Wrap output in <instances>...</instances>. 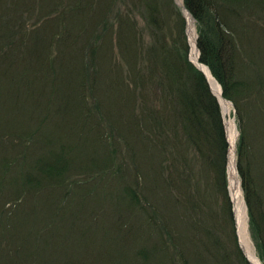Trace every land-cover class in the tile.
Wrapping results in <instances>:
<instances>
[{
	"label": "rangeland",
	"instance_id": "1",
	"mask_svg": "<svg viewBox=\"0 0 264 264\" xmlns=\"http://www.w3.org/2000/svg\"><path fill=\"white\" fill-rule=\"evenodd\" d=\"M42 1L33 12L24 9L22 19L27 24L30 25L35 20L40 21L43 19V16H46L47 10L63 12L65 5L71 0ZM101 2H103L106 8L108 7V15L105 17L106 20L109 18V21H106L108 24L111 21L118 22L119 19L126 16L129 18V24H125V30L132 25L133 29H130L128 42L136 46L137 58H135L136 56L132 48L128 50L129 54L127 55L119 53L117 47L112 51L107 43L106 49H104L108 36L105 35V32L102 33V29L104 28L99 26L97 29V41L101 47V55L99 56V60L96 59L97 57L95 58V62L98 61V67L96 64L98 70L96 73L92 69L87 70L88 72L84 74L86 82H80L78 87L77 85L75 86L76 88L73 87L84 102L85 109H81L80 112L76 113V110L72 109L71 113L66 115L60 102L63 97L65 99L63 100L64 102L70 103L69 97H64L61 93L58 95L53 94L54 79L45 74L44 68H38L36 59H32L30 53L25 54L26 61L32 63L31 66H34L31 67L33 71L35 68L37 69L36 74L34 72L26 74L25 69L27 68L23 65L15 69L12 62L16 63V60H23V55L18 56V59L13 57L2 58L0 56V73L7 71L11 74L15 73L14 76L16 77L9 80L6 74H0V150L7 152L8 155L11 154L14 158H19L18 160H22L26 158H20L25 147L23 145L25 144L24 138L31 136L32 141L40 144L41 147L35 145V155L31 157V162L29 163L32 164L34 170L38 168L39 171L42 168V164L37 160L45 156V148L47 152L49 149L59 150L61 146V150H65L63 149L65 146L60 144L61 138L62 140L68 138L70 142L73 141L82 145V147H74L73 149L67 147V152H70L67 153L66 158L69 156L72 163H70L71 166L67 178L62 183H58L57 180H51V178L39 172L38 176L42 177L43 175L47 183L44 181H41V184L36 183V185L34 184V188L29 189L24 194L17 186L15 187V183L12 180L14 174L18 176L22 173V169H24L23 164L15 169H12L13 166L9 164L6 170L7 173L5 175L0 174L3 178L1 190L5 193L0 195V215L2 217L0 220V227L2 229L0 232V264L15 263L18 259L16 251H21V254L29 252L31 247L30 249L27 247L28 249L19 250L15 245L16 240L23 236L24 233L22 232L26 227L35 226V229H38L37 226H40L42 227L41 230H43L47 226L45 220L53 212L56 213L57 204H60L64 210H68L76 222H80L83 226L82 233H85L83 236V249L74 248L76 250H69L66 248V255L71 256L70 261L73 264H175L174 260L173 262L166 260L167 253L169 256L176 253L178 254L176 255L178 258H188L195 264V259L199 256L198 252L203 255V258H208L215 246H219V252L216 253V256L219 259L226 258L224 263L222 262L221 264H242L241 258L237 254L235 255L234 252L236 248L234 246L235 242L242 255L248 261L239 242L234 205L230 194L231 147L227 127L226 135L229 149L225 165L226 184L224 190L223 188H218L215 180L211 177L212 175H209L208 179L206 178L203 182L205 193L200 197L202 206L196 207L198 208L196 211H190L188 208L185 210L186 206L184 207L182 203H175V197H172L173 193L171 191H168L169 196L166 198L151 196V201L146 202V185L149 184L146 182V102L147 106L153 104L154 107H158L160 106L159 101L162 100V95L158 88H155L153 95H151V91H147L146 81L141 85H139L140 81H136L135 84L132 72L136 67L146 75V57L148 58L147 50H149V46L154 44V41L158 37L164 38V41L171 42L175 36L177 23L182 20L189 45L188 59L191 61L187 16L186 18L184 17L182 8L177 0H173V3L176 6L178 15L170 8L169 0H102ZM253 2L255 4H253L252 9L243 13L244 17L242 20L245 23L244 27L246 26V30L240 29L238 31L239 35L244 39H240V42L241 46H244L242 61L245 64L249 62L246 58L249 50L248 47H252L251 55L254 58L250 65L246 64L249 66L246 72L251 75L256 74L259 69L264 68L263 66L261 68L259 64L264 61V0H254ZM104 6L97 7L96 4L91 9L93 24L101 16ZM155 17L158 19H154ZM191 17L194 19L192 15ZM47 20L48 16L44 19L47 27H50V29L55 28L56 20ZM194 21L196 22L195 19ZM70 28L76 32L74 28ZM118 29H120V25H116L113 31V48L117 45ZM52 44V47L54 45L55 47L52 49L51 57L53 59L50 60L51 62L49 61V64H53L54 67L50 68V70H53L50 74L61 73V70L63 72L70 71L72 68L66 64L69 62L72 65V58H79L81 61L84 60L87 63L88 58L86 55H81L79 43L72 44L71 47L64 46L66 50L62 46H59L56 41L52 42ZM258 48L259 50L257 51ZM6 49L10 51L9 47ZM59 56L62 57L63 66L58 65L56 58ZM255 62H259L258 65L252 64ZM8 64L11 66L9 65V69H5V66H8ZM119 65L125 71L124 78L122 79L123 82L116 85L114 90H107L108 73H113L109 69L112 68L114 70ZM134 65L135 67L133 68ZM71 72L74 75L75 69H72ZM95 78H100V81L96 84H94ZM30 80L31 82H29ZM81 84H84V86H81ZM18 85L22 90H25V87L33 90L31 87H34L36 91L33 90L35 93L32 96L39 98L38 109H24L28 107V104L26 107H23L20 100L16 101L10 90L12 86L17 88ZM218 85L222 92L221 85L219 83ZM68 91L69 94L73 95L71 89H68ZM41 98L43 100H40ZM226 101L231 106V112L230 115L225 117L222 110V115L225 126L228 120H233L236 125L237 139L233 161L241 183L242 194L245 198L237 162V143L240 136L237 109L234 102L231 100H229L230 102ZM240 104L243 108V114L246 115V119H250L245 120V122L247 121V128L258 138V134H254V132L264 122L263 118L261 119L259 115L257 116L258 109L256 105L249 103L252 107L247 103L240 102ZM76 105L78 106V102ZM170 113L171 111L168 114ZM79 116H83L86 123L84 131L81 129V123L76 127L71 126V124H74L78 120ZM256 116L257 119L255 120ZM43 120L44 122H42ZM40 134H44V136H40ZM39 136L45 137L48 141L53 139L51 142L54 144L49 147L51 143H48V146H46V140L41 142L38 138ZM169 139L177 141L173 135ZM125 142H128L127 146L124 144ZM94 145H98L100 151H95ZM70 146L72 147V145ZM102 146L106 148L101 149ZM261 148H263L262 145ZM259 152L262 153V149ZM106 153H112L110 160L114 158L113 162H115V165L116 163L120 166L122 165V170H120L119 174L115 166L110 170L107 169L106 172L99 173L98 169L101 166L89 164L90 161L99 160H102L100 162L102 164L108 156H106ZM8 155H6V160H12L13 158ZM154 155L156 157L155 161L163 165L160 171H162L161 176L165 179V182L168 181L176 185L179 182V179H176L178 177L177 166L175 167L174 163H171L172 166L169 167L171 160L166 163H159L160 157H158L157 153ZM186 155L189 156L190 153ZM260 160H258L257 168H255V177L258 180L256 182L258 192H261L260 196L262 197L258 205L257 218L262 219V222H260L262 232L260 234H262L261 241L264 243V161L263 159ZM53 163L52 160L51 164ZM195 164L200 169L199 162H195ZM111 165L114 164L112 163ZM4 167L2 170L0 168V172L4 171ZM181 167L178 166V169ZM191 171H193L192 168ZM217 176H219V173ZM163 178L162 182L160 181L161 189H164L166 186L162 185ZM128 186H131L132 191H135V203L130 202L128 193L121 194L124 195V198L122 197L124 199L123 203L118 204L114 202L112 192H123V189ZM67 203L70 204L68 205ZM157 203L160 207H166L165 211H168V213L164 212L163 209L160 217L161 219H167V225L171 228L169 229L170 233L161 226L163 221L158 217L155 220L153 219L156 224H149L150 206L157 205ZM246 206L251 241L257 256L262 264H264L252 232L247 202ZM229 207L232 209V215L229 212ZM9 211L12 212L9 213ZM187 211L192 213H188ZM2 213L5 214L3 215ZM21 220L26 224L25 228H23ZM191 223L196 227L193 228ZM149 226L152 230L148 232L147 227ZM196 228H199V230H196ZM50 251L56 257V259H51L52 264H57L58 262L59 264H67L66 260L61 259L62 256L55 250ZM139 251L146 254V258H142L138 253ZM194 254L198 255L195 256ZM59 257L60 259H58ZM22 259H26V256H22Z\"/></svg>",
	"mask_w": 264,
	"mask_h": 264
},
{
	"label": "trees",
	"instance_id": "2",
	"mask_svg": "<svg viewBox=\"0 0 264 264\" xmlns=\"http://www.w3.org/2000/svg\"><path fill=\"white\" fill-rule=\"evenodd\" d=\"M101 1L102 0H71L65 5V10H63V12L47 10L46 16H48V20H56L55 28L50 29V27H47V23H44L46 16H43L44 18L40 21L35 20L31 22L30 25L22 19L24 9L33 12V10H36L37 6L43 2L42 0H0V56L2 58L13 57L18 59V56L23 55V60H16V63L12 62L15 69L23 65L27 68L25 69L26 74L28 72H34V74H36L37 69L35 68L33 71L31 68L34 67L31 66L32 63L26 61L25 54L30 53L32 59H36L38 68H44L46 71L45 74L54 79L55 86L53 87V94L58 95L61 93L64 97H69L70 103L64 102L63 100L65 99L63 97L60 102L62 103L61 107H63L66 115H69L72 109L76 110V113L80 112L81 109H85L82 98L75 92L76 89L74 90V88H76V85L78 87L80 82H86V76L84 74L88 72L87 70L92 69L95 73L98 70L96 68V64L98 67V61L95 62V58L97 57L96 59L99 60V56L101 55V47L97 41V29L99 26L104 28L102 29V33L105 32V35L108 36V41L106 40L104 49H106L107 43L112 51L117 47L119 53L127 55L129 54L128 50L132 48L136 56L135 58H137L136 46L128 42L130 29H133L132 25L125 30V24H129V18L126 16L119 19L118 22L111 21L109 22L110 24H108L106 21H109V18L107 20L105 19L108 15V7L106 8ZM253 1L254 0H184V3L197 21L199 35L197 45L200 50V61L210 68L213 76L222 86L223 96L234 102L237 109V120L240 128V136L237 143L238 171L249 208L251 228L256 246L262 260H264V243L261 241L262 234H260L262 232V225L260 223L262 219L257 218L258 205L262 197L260 196L261 192H258L256 186L258 180L255 177V168H257L258 160L263 159L264 161V122L254 132V134H258V138L255 137L250 129L247 128V121L245 122V120L250 119H246V115L243 114V108L240 104V102H242L248 105H256L258 109L257 116L259 115V117L264 120V68H262V66L264 67V61L252 63L253 65H258L259 63L262 68L261 70L259 69L256 74L251 75L246 72L249 68L247 65L251 64L254 57L251 55L252 47H248L249 50L246 54V58L249 62H246V65L242 61L244 46H241L240 39H244H242L238 32L240 29L243 31L246 30V26L244 27L245 23L242 20L244 17L243 13L252 9L253 4H255ZM96 4L97 7H104L101 16L98 17L96 23L93 24L91 9L94 8L93 6ZM169 4L173 12L178 15L173 0H169ZM154 19L158 18L155 17ZM116 25H120V29H118L119 31L116 38L117 45L113 48V31ZM240 25H242V27H240ZM70 27L74 28L76 32L72 31ZM176 28L175 36L171 42L167 40L164 41V38L158 37L154 41V44L149 46V50H147L148 58L146 57V75L140 72L135 65L133 66L135 69L132 68V75L134 76L133 81L135 84L136 81L141 82L139 85L146 81L147 91H151V95H153V90L155 88H158L162 95V100L159 101L160 106L158 107H154L153 104L147 106L146 102V182L149 183L146 185V202L151 201L150 198L152 197L166 198L169 196L168 191H171L173 193L172 197H175V203H182L184 207L186 206L185 210L188 208L190 211H196L202 206L200 197L205 193V190H203V182L206 178L208 179L209 175H212L211 177L215 180V184L218 188L225 189V165L229 143L220 104L216 96L212 93L204 74L188 59L189 45L183 20L177 23ZM80 40H82V42H80ZM54 41L58 42L59 46H62L64 50H66L64 46L71 47L72 44L79 43L81 55H86L88 58L87 63L84 60L81 61L79 58H72V65H70L69 62H67L66 65L75 69L74 75L71 72L72 69L68 72H63V70H61V73L50 74L53 71L50 70V68L54 67L53 64H49L51 62L50 60L53 59L51 57V52L55 47V45L52 47V42ZM7 47H9L10 51L6 49ZM258 50L259 48L257 51ZM56 60L58 61V65L60 64L63 66L64 62L61 56L57 57ZM9 65L10 64L5 66V69H7ZM109 70L113 73H108V82L106 86H108L107 90L110 89V91H112L116 85L123 82L122 79L124 78L123 75L125 71L120 65L114 68L115 71L112 68ZM0 74H6L9 80L16 78L14 76L15 73L11 74L5 71ZM31 80L29 82H31ZM98 81H100V78H95L94 84ZM81 86H84V84H81ZM31 89L35 90L33 86ZM68 89L72 90L73 95L69 94ZM33 90H30L28 87L22 90L18 85L17 88L12 86L10 91L16 101H21L23 107H26L28 104V107L24 109L29 108L30 110V108H39V98L32 96L36 91ZM40 100H43V98ZM77 102L79 107L76 105ZM151 103L153 102L151 101ZM170 111L171 113L168 114ZM42 122H44V120ZM80 123L81 129L84 131L86 123L83 116H79L78 120H76L74 124H71V126L76 127L80 125ZM86 133L88 132L86 131ZM172 135L177 141H171L169 139ZM40 136H44V134H40ZM40 136L38 138L41 142L46 140V146H48V143H51L49 147L54 144L51 142L53 139L48 141L45 137L43 138ZM29 138H24L25 144L23 145H25V147L23 148L24 151L20 158H26L22 160H18L19 158H14L11 154L8 155L7 152L0 150L1 170L5 164V169L0 172V174L5 175L7 173L6 170L9 164L13 166L12 169L18 168L21 164L24 165L22 173L18 176L14 174L12 178L15 187L17 186L24 194H26L29 189L34 188V184H41V181L46 182L44 180V174L51 178V180H57L58 183H62L67 178L71 166L70 163H72V161L70 162L69 156L66 158L67 153L70 152H67V147L71 149L74 147H82L80 143L70 142L68 138L64 140L61 138L60 144L65 146V148H63L65 150H61V146L59 150L55 151L49 149L47 152L45 148V156L37 160L42 164V168L38 171V168L34 170L32 164L29 162H31V157L35 155V147H41V145L32 141L31 136H29ZM29 142L31 145L28 144ZM21 143L23 142L21 141ZM127 143L125 142L124 144L127 146ZM70 145H72V147ZM261 145L263 148H261ZM94 146L96 148L95 151H100L98 145ZM104 148L106 147L102 146L101 149ZM260 148L262 149V153L259 152L261 150ZM156 153L158 157H160L159 163H166L171 160V162H169V167L172 166L171 163H174L175 167L177 166L178 177L176 179H179V182H177L176 185L168 181L165 182V179L161 176L162 171L160 170H162L163 165L155 161L156 157L154 154ZM187 153H190L191 156L186 155ZM111 154L106 153V156H108L102 164L100 163L102 160L90 161L89 164L92 166H101V168L98 169L99 173L106 172L107 169L110 170L115 166L119 174L120 170H122V165L120 166L116 163V166L115 162H113L114 158L110 160ZM114 154L113 156H115ZM6 155L13 159L7 161ZM52 160L54 162L53 164H51ZM97 162L99 163L97 164ZM195 162H199L200 169H198V165L195 164ZM112 163L114 165H111ZM178 166L182 167L178 169ZM191 168L193 171H191ZM39 172H42V177L38 176ZM218 173L219 176H217ZM162 178V185H166L164 189L160 188V181L162 182ZM2 180L3 178L0 175V195L5 194L4 191L1 190ZM131 188V186L125 187L123 192L114 191L116 194L112 192L114 202L118 204L123 203L124 199H122V197L124 195L121 194L128 193L131 200L130 202L135 203V191H132ZM67 204L69 205L70 203ZM150 208V223L148 222L150 225L156 224L153 219L155 220L157 217L161 219L160 216L161 213H163V209L164 212L168 213V211H165L166 207H160L158 203L157 205H151ZM190 211L187 212L192 213ZM10 212L12 211H9V213ZM229 212L232 215L231 207H229ZM2 214L4 215L5 213ZM14 214L16 215V213ZM1 219L2 217L0 215V220ZM161 220L163 221L161 226L170 233L171 231L169 229L171 228L167 225V219ZM24 221H22L23 228L26 227ZM45 222H47V226H45L43 230H41L42 227L40 226H37L38 229H35V226H31L23 230V236L16 240L15 245L19 250L26 249L27 247H29V249L31 247V249L26 254H21V251H16L18 259L12 264H26L27 261V264H52L53 262L51 259H56V257L53 256L50 250H55L60 254L62 256L61 259H65L67 264H73V262L71 263L70 261L71 256L66 255L67 249H83V236L85 234L82 233L83 226L79 221L76 222L71 214H69L68 210H64L60 204L56 205V213L53 212ZM191 225L193 228L196 227L193 223H191ZM155 227L157 226L155 225ZM147 230L149 232L152 229L149 226ZM196 230H199V228H196ZM1 231L2 229L0 227V232ZM197 244L201 245L200 243ZM234 246H236L234 249L235 255L237 254V256L241 258L242 264H249L236 245V242ZM217 252H219V246L213 248L208 258H203V255L199 252V256H197L198 254H194L198 257L195 259V264L224 263L226 258L219 259L216 256ZM138 253L142 258H146V254L142 251ZM24 255L26 259H22ZM166 255V260L171 262L174 260L175 264H193V261L188 258H178L176 256L178 254L176 253L170 254V256L168 253ZM58 259H60V257ZM57 264H59V262Z\"/></svg>",
	"mask_w": 264,
	"mask_h": 264
},
{
	"label": "bare ground",
	"instance_id": "3",
	"mask_svg": "<svg viewBox=\"0 0 264 264\" xmlns=\"http://www.w3.org/2000/svg\"><path fill=\"white\" fill-rule=\"evenodd\" d=\"M178 2L182 3V0H178ZM188 19V32H189V40H190V58L191 61L198 65L207 75V78L209 80V84L213 90V92L218 96L221 105H222V110L227 117L230 115L231 112V106L230 104L223 98L221 89L218 85V81L215 79V77L212 75L210 69L206 67L205 64H203L200 61V55L197 47V28L196 24L197 21L195 22L194 19L191 17L189 12L185 13ZM193 16V15H192ZM196 20V19H195ZM218 83H217V82ZM226 127H227V132H228V137L230 141V156H231V161H230V180H231V185H230V194L231 198L233 201L234 205V211H235V218H236V224H237V230H238V236H239V242L240 245L244 251V253L247 255L249 260L251 261L252 264H262L260 261L259 257L256 254L255 248L252 244L250 233H249V219H248V210L246 206V201L245 198L242 194V189H241V183L239 181L238 173L235 168V164L233 161L234 157V150H235V143L237 139V129L236 125L233 120H228L226 121Z\"/></svg>",
	"mask_w": 264,
	"mask_h": 264
},
{
	"label": "water",
	"instance_id": "4",
	"mask_svg": "<svg viewBox=\"0 0 264 264\" xmlns=\"http://www.w3.org/2000/svg\"><path fill=\"white\" fill-rule=\"evenodd\" d=\"M177 2H178V0H177ZM178 3H179V5L182 7L183 14H184V16L186 17L185 13H186V12H189V11H188V9L185 7L183 0H182V3H180V2H178ZM196 66H197V68H198L200 71L203 72V74L205 75V77H206V79H207V81H208V78H207L205 72H204V71H203L198 65H196ZM208 83H209V81H208ZM209 85H210V84H209ZM214 95H216V94L214 93ZM224 99H225V98H224ZM218 100H219V99H218ZM225 100H226V99H225Z\"/></svg>",
	"mask_w": 264,
	"mask_h": 264
}]
</instances>
